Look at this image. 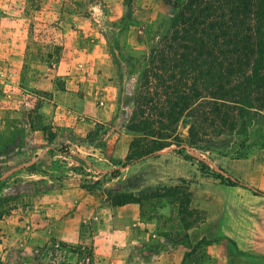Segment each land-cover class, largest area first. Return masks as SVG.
<instances>
[{
    "label": "rangeland",
    "instance_id": "1",
    "mask_svg": "<svg viewBox=\"0 0 264 264\" xmlns=\"http://www.w3.org/2000/svg\"><path fill=\"white\" fill-rule=\"evenodd\" d=\"M171 13L0 0V264H264V111L227 147L171 145L123 168Z\"/></svg>",
    "mask_w": 264,
    "mask_h": 264
},
{
    "label": "trees",
    "instance_id": "2",
    "mask_svg": "<svg viewBox=\"0 0 264 264\" xmlns=\"http://www.w3.org/2000/svg\"><path fill=\"white\" fill-rule=\"evenodd\" d=\"M162 1L172 13L137 80L123 168L171 145L227 147L264 111V0Z\"/></svg>",
    "mask_w": 264,
    "mask_h": 264
},
{
    "label": "crops",
    "instance_id": "3",
    "mask_svg": "<svg viewBox=\"0 0 264 264\" xmlns=\"http://www.w3.org/2000/svg\"><path fill=\"white\" fill-rule=\"evenodd\" d=\"M117 7V6H115ZM138 29L134 28V27H130L129 29V36L131 37L132 41L133 42H136V43H139L141 40L140 36L139 35H142L141 32H137ZM135 44V43H134Z\"/></svg>",
    "mask_w": 264,
    "mask_h": 264
},
{
    "label": "built area",
    "instance_id": "4",
    "mask_svg": "<svg viewBox=\"0 0 264 264\" xmlns=\"http://www.w3.org/2000/svg\"><path fill=\"white\" fill-rule=\"evenodd\" d=\"M262 161H263V165H264V149L262 150Z\"/></svg>",
    "mask_w": 264,
    "mask_h": 264
}]
</instances>
